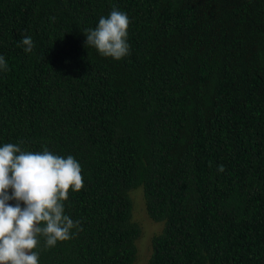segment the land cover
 <instances>
[{
	"label": "trees",
	"instance_id": "trees-1",
	"mask_svg": "<svg viewBox=\"0 0 264 264\" xmlns=\"http://www.w3.org/2000/svg\"><path fill=\"white\" fill-rule=\"evenodd\" d=\"M113 8L119 61L86 45ZM0 56V147L84 178L63 201L82 230L38 237L39 264H132L139 187L162 221L147 264H264V0H0Z\"/></svg>",
	"mask_w": 264,
	"mask_h": 264
},
{
	"label": "clouds",
	"instance_id": "clouds-1",
	"mask_svg": "<svg viewBox=\"0 0 264 264\" xmlns=\"http://www.w3.org/2000/svg\"><path fill=\"white\" fill-rule=\"evenodd\" d=\"M129 24L128 15L113 8L94 29H86V45L119 61L130 54ZM21 43L26 53L35 47L30 36ZM8 69L0 56V71ZM224 170L218 166L219 172ZM81 172L74 157L54 155L46 147L42 153L25 152L11 143L0 147V264H39V254L33 251L38 237H44L45 246L51 248L71 239L73 229L82 230L79 222L64 214L63 204L70 188L76 192L83 188ZM11 200L17 203L13 206L8 203Z\"/></svg>",
	"mask_w": 264,
	"mask_h": 264
},
{
	"label": "rangeland",
	"instance_id": "rangeland-1",
	"mask_svg": "<svg viewBox=\"0 0 264 264\" xmlns=\"http://www.w3.org/2000/svg\"><path fill=\"white\" fill-rule=\"evenodd\" d=\"M129 194L132 201L131 220L139 226V234L134 241L136 253L132 264H147L151 250V237L161 230L162 221H155L148 216L140 187L130 190Z\"/></svg>",
	"mask_w": 264,
	"mask_h": 264
}]
</instances>
